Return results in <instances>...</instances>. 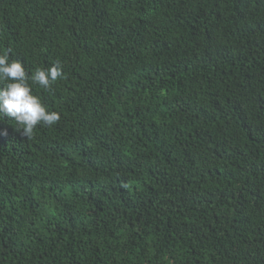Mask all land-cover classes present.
I'll return each mask as SVG.
<instances>
[{
  "label": "trees",
  "instance_id": "obj_1",
  "mask_svg": "<svg viewBox=\"0 0 264 264\" xmlns=\"http://www.w3.org/2000/svg\"><path fill=\"white\" fill-rule=\"evenodd\" d=\"M4 53L65 78L0 117V264H264V0H0Z\"/></svg>",
  "mask_w": 264,
  "mask_h": 264
},
{
  "label": "clouds",
  "instance_id": "obj_2",
  "mask_svg": "<svg viewBox=\"0 0 264 264\" xmlns=\"http://www.w3.org/2000/svg\"><path fill=\"white\" fill-rule=\"evenodd\" d=\"M64 78L59 61L47 68H36L29 74L22 61L10 60L7 53L0 54V84H3L0 86V117L13 119L27 138L33 136L37 126H54L60 121V114L46 108L33 94L32 85L50 90L54 83Z\"/></svg>",
  "mask_w": 264,
  "mask_h": 264
}]
</instances>
